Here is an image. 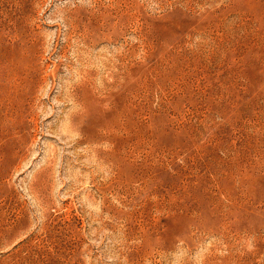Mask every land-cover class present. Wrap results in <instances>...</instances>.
Listing matches in <instances>:
<instances>
[{
  "label": "rangeland",
  "instance_id": "rangeland-1",
  "mask_svg": "<svg viewBox=\"0 0 264 264\" xmlns=\"http://www.w3.org/2000/svg\"><path fill=\"white\" fill-rule=\"evenodd\" d=\"M0 264H264V0H0Z\"/></svg>",
  "mask_w": 264,
  "mask_h": 264
}]
</instances>
